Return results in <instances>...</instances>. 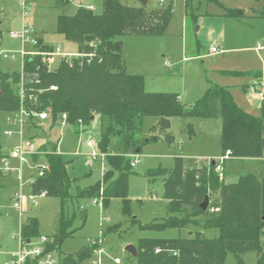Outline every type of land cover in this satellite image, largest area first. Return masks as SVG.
<instances>
[{"label":"trees","instance_id":"1","mask_svg":"<svg viewBox=\"0 0 264 264\" xmlns=\"http://www.w3.org/2000/svg\"><path fill=\"white\" fill-rule=\"evenodd\" d=\"M161 4L147 8L122 0H101L99 12L80 5L73 14H59L55 28L66 40L77 44V56L60 57L52 70L40 53L27 54L21 70L0 69V111L16 114L23 108L29 113L26 128L43 129L42 121L30 115L33 111H46L48 118L43 121L50 126L58 125L61 114L65 113L67 124L77 130L83 129L95 115L109 119L98 141L99 151L105 153L110 166L101 180L84 188L77 186L76 179L67 170V161L53 145L51 151L43 154L46 169L30 184L31 193L45 190L48 196L60 201L55 233L49 236V246L58 254L61 241L72 233L70 224L74 212L70 215L66 209L68 203L98 195L102 196L103 205L110 199L126 198L128 168L132 167L126 156L141 149L144 139L135 137V133L144 116L155 117L153 128L164 130L168 129L172 116L198 119L219 116L222 154L229 150L235 160L259 161L264 156V90L256 115L239 106L226 86L210 84L199 99L184 104L177 93L147 91L142 75L127 72L122 43L117 37L126 33L161 34L171 20L172 1ZM188 7L189 0H185L186 12ZM37 40L38 51L52 50ZM50 85L56 88L50 89ZM34 131L27 135L28 139L35 136ZM111 135L122 136V151L107 154ZM41 146L45 148L44 144L38 148ZM212 161L200 169L185 166L183 158L177 157L171 169L150 170L149 177L162 180L167 215L141 227L164 230L192 223L202 228H216L218 235L207 238L196 232L186 238H139L135 246L136 264H246L244 255L248 252L256 254L254 264H264L261 244L264 164L260 161L263 169L259 175L238 173L235 181L226 182L225 178L218 179ZM114 171H118L116 177ZM205 196L211 202L210 208L217 210L211 211L209 204L205 210L200 207ZM81 217L84 218L83 213ZM19 234L21 238L38 236L37 219L28 216L20 223ZM97 245H85L74 254L65 255L61 264H87L85 259L91 257ZM228 253L233 255V262H226Z\"/></svg>","mask_w":264,"mask_h":264},{"label":"rangeland","instance_id":"2","mask_svg":"<svg viewBox=\"0 0 264 264\" xmlns=\"http://www.w3.org/2000/svg\"><path fill=\"white\" fill-rule=\"evenodd\" d=\"M122 1L130 5H141L139 0ZM171 1V20L161 34L126 33L117 37L122 43V55L127 72L131 73L135 70L137 74L142 75L140 72L147 70V64L151 68L158 61L166 60L171 63L170 56L176 52L181 41L180 25L183 20L187 21L188 42L201 36L205 40L203 50L207 49L210 44L220 48V43L217 41L220 34L212 32V26L208 23L209 18L206 14H220V17L225 19L227 46L249 47L244 50L245 52H234L232 55L241 56L244 53L245 57L250 59L247 60L249 64L256 65L260 69L261 63L253 47L258 44L264 46V0H189L188 12L185 11V0ZM27 2L28 12L24 14L16 0H0L1 70H21L23 57L20 51L35 52L37 49L30 39L13 38L10 36V31L19 32L25 24L30 37L36 35L42 44L52 49L59 47L63 55H75L78 51L77 44L66 40L55 30L57 15L72 14L77 6L87 4H92L95 11H101V0H65V2L64 0H28ZM168 2L169 0H164L162 4L165 5ZM159 4V0H147L145 6L154 8ZM229 9L238 15L230 14L232 11ZM12 55L15 57L12 58ZM226 55L228 56L229 53ZM232 55L230 57H233ZM59 59L60 56L53 57L50 64L52 70L55 69ZM211 59H213L212 56L207 63L208 69L209 66H220L223 63V60H218L213 64ZM231 59H225V66L230 65ZM170 66L171 69L175 68L173 64ZM234 66H240L236 59ZM253 71L256 72L257 69ZM172 72H175L174 69ZM176 74L178 76L179 71ZM206 76L211 83L218 82L215 81L218 76L212 69ZM149 78L146 77V79ZM174 83L176 85V82ZM255 114L259 112L255 111ZM14 115L16 114L0 111V264L7 260V251L17 249L19 223L28 216H34L37 219L39 235L52 236L55 233V221L60 204L57 197L50 195L38 197L34 205L29 206L23 203L20 211L13 205L14 192L30 193L28 180L38 175L37 171L41 168L38 166L45 164L43 159L45 151H51L55 145L56 152L62 154L63 159L67 161L68 172L76 179L75 184L80 188L98 182L102 179L104 171L110 168L105 157L98 156L89 163L87 154L91 149L85 145L87 138L93 139L96 151L100 152L98 141L109 123L106 116L97 115L80 130L71 124L50 126L47 121H42L43 129L39 128L34 131L33 127L26 128L24 122L22 136L19 123L12 120ZM30 115L36 118L32 113ZM155 121L153 116H144L139 130L135 133V137L144 139V142L140 151L133 153L137 154L138 162L128 168L125 199H110L105 205L103 201L102 204L92 203V199L95 197L98 199V195L93 198H77L66 205L70 215L74 212V216L70 224L72 233L66 236L59 246L61 259L67 254H74L85 245H91V241L99 239L107 255L118 256L121 264H136L135 256L126 251L125 246L128 244L136 246L139 238H186L196 232H200L207 238L218 235L216 228H202L192 223L182 228L164 230L141 227V225L150 224L167 215L162 180L159 177H149L150 170L171 169L175 166L177 157L183 158L187 167L204 169L210 160L217 161L222 155L219 116L201 120L193 117L172 116L169 118L167 130L153 128ZM7 130H10L12 134H5ZM33 131L35 136L30 139V142L36 148L41 144H44L45 148L42 146V148H37V153L31 155L30 158L27 157L24 162L9 157L8 170H5L3 156H8L10 151L21 143L23 137L26 138L27 135L33 134ZM114 151H122L121 135H111L109 138L107 154ZM133 154L127 155L126 158L133 160ZM260 161L264 164V158L259 161L253 158L235 160L229 156L222 162L224 180L233 182L238 173L244 172L259 175L263 169ZM113 173L114 177L118 175V171ZM72 192H74L73 189ZM210 203L208 201L209 208ZM81 213L84 214V218L81 217ZM102 217L108 220L102 221ZM35 238L33 237L32 240ZM261 244L264 247V234L261 237ZM106 254L104 263L110 264V259ZM93 258H96L95 254L85 259L86 263L91 264L90 261ZM244 260L246 264H254L256 254L248 252L244 255ZM233 261V255L228 253L226 262Z\"/></svg>","mask_w":264,"mask_h":264},{"label":"crops","instance_id":"3","mask_svg":"<svg viewBox=\"0 0 264 264\" xmlns=\"http://www.w3.org/2000/svg\"><path fill=\"white\" fill-rule=\"evenodd\" d=\"M162 2H164V0H162ZM85 6L92 7V9H94L92 4H87ZM76 8L74 9L73 13L75 12ZM206 15L208 16L207 18H209L207 19L209 20L208 23H210L212 26V32L217 35L218 33L220 34V38L217 40L220 43V48L210 44L207 49L203 50V42H205V40L201 36H197L194 41L188 42L187 21L183 20L182 24L180 25L181 41L179 47L176 49V52L170 56L171 63L166 60L164 62L158 61L153 64L151 68L150 65L147 64V70L140 72L144 77L145 89L150 92H174L178 94V97L182 103L190 104L199 99L205 93L209 85L213 84L206 76L208 71L212 69L214 74L218 76V78L215 80L218 82H214L216 85L228 87L234 100L242 108L253 114H255V111L259 112L260 104L263 99L259 88L261 81L264 80V46L258 44L257 46L253 47L256 57L261 63L260 69H258L256 65L249 64L250 62L247 60L250 59L245 57L246 55L244 53L241 54V56L232 55L234 52H245L244 50L248 49L249 47L238 45L227 46L224 29L225 19L220 17V14ZM200 26L202 28V25ZM201 28L198 29L201 30ZM214 28H216V31ZM212 47H216L215 52H212ZM227 53H229L228 56L226 55ZM231 55L233 57H230ZM211 56L213 57V59H211L213 64L218 60H223V63L220 66H209L208 69L207 63L210 61L209 58ZM227 58H232L230 60L231 62L229 61V66H225V59ZM235 59L237 60L238 64H240L239 67L234 66ZM170 64H173V66L175 65V68L173 69L176 73L179 71L178 76L175 72H172L173 69H171ZM255 69H257L256 72L253 71ZM131 73L137 74L135 70H132ZM146 77L150 78L146 79ZM174 82H176V85H174ZM96 116L97 115L93 116V118ZM30 184V180H28V186L31 193ZM22 221L23 220H21L20 223ZM11 251H7L6 254L8 255V253Z\"/></svg>","mask_w":264,"mask_h":264},{"label":"built area","instance_id":"4","mask_svg":"<svg viewBox=\"0 0 264 264\" xmlns=\"http://www.w3.org/2000/svg\"><path fill=\"white\" fill-rule=\"evenodd\" d=\"M24 14L28 12L27 10V1L28 0H16ZM162 2V0H160ZM92 8V7H90ZM10 36L13 38H19L21 40L30 39V42L33 45L38 44V40L36 36L30 37L29 36V30L27 29L26 25H22V29L19 32L16 31H10ZM212 52L216 51V47L211 48ZM34 53H40L44 60L47 62L49 68L50 64L53 61V57L60 56V57H72L77 56L75 55H63V53L60 51V48L57 47L56 49H52L50 51H35V52H25L24 50L20 51V54L22 57H24L27 54H34ZM12 58L15 56L12 55ZM24 81L22 77V82ZM50 89H55L56 87L54 85H50ZM260 93L263 96V90H264V80L260 83ZM23 91L20 89V95L22 96ZM33 115H35L37 118H39L41 121L48 118V113L46 111L41 112H31ZM29 113L26 112L23 108H21L16 115L13 117V122H18L20 127V133L23 136V125H24V117H26ZM67 116L65 113L61 114V118L59 120L60 125L67 124ZM5 134L10 135L12 132L10 130L5 131ZM85 145L89 147L91 150L87 154L88 156V162L91 163L93 159L100 156L101 158L105 157V153L103 152H97L95 149V142L93 139L87 138L85 140ZM38 148V147H37ZM37 148L33 146V144L30 142V139L27 137H23L21 143L17 146H15L9 153L8 156H3V163L5 165V170H8V158H16L20 162H24L27 157H31V155L37 153ZM134 158L130 161V165L134 166L138 162L137 154H133ZM230 156V151L226 150L224 154H222L217 161L214 160V172L217 174L219 180H223V170H222V162L224 159H227ZM264 158V156H263ZM38 167H41L38 169L37 174H42L43 171L46 169V164L40 165ZM32 180H30V183H32ZM47 193L45 190H41L39 193H29V194H23L20 192H16L13 195V205L14 207L20 211L23 207V205L28 204L29 206L34 205L37 202V198L41 196H46ZM24 203V204H23ZM92 203L102 204V196L99 195L98 199L95 197L92 199ZM211 210H217V208ZM102 221H107L108 219L105 217L101 218ZM33 237L30 238H21L19 231H18V247L16 250L11 251L8 253V258L6 261L3 262V264H61V257L59 256L58 252L54 248H50L51 238L47 235L40 234L36 236L35 240H32ZM91 244H98L97 247L93 249V255H96V258H93L90 263L91 264H105L104 263V257H105V251L101 247L100 240H94L91 241ZM155 251H158L157 249ZM107 255V254H106ZM110 259L111 264H120L121 259L118 256H110L107 255Z\"/></svg>","mask_w":264,"mask_h":264},{"label":"water","instance_id":"5","mask_svg":"<svg viewBox=\"0 0 264 264\" xmlns=\"http://www.w3.org/2000/svg\"><path fill=\"white\" fill-rule=\"evenodd\" d=\"M139 1H140L141 5L145 6L147 0H139ZM212 164H214V161H212ZM207 205H208V197L205 196V198H204L203 202L201 203L200 207L205 210L207 208ZM125 250L128 251L133 256L137 255L136 247L134 245H132V244L126 245L125 246Z\"/></svg>","mask_w":264,"mask_h":264}]
</instances>
